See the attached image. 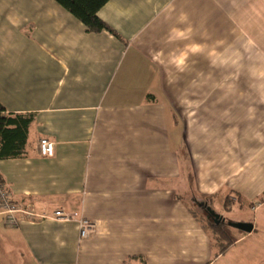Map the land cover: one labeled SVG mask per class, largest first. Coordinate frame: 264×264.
<instances>
[{
  "label": "crops",
  "instance_id": "1",
  "mask_svg": "<svg viewBox=\"0 0 264 264\" xmlns=\"http://www.w3.org/2000/svg\"><path fill=\"white\" fill-rule=\"evenodd\" d=\"M98 15L119 36L55 0H0V103L33 117L0 176L34 213L9 226L0 208V264H217L264 221V0H108ZM184 180L253 231L232 227L220 253ZM58 209L96 232L80 239Z\"/></svg>",
  "mask_w": 264,
  "mask_h": 264
},
{
  "label": "trees",
  "instance_id": "2",
  "mask_svg": "<svg viewBox=\"0 0 264 264\" xmlns=\"http://www.w3.org/2000/svg\"><path fill=\"white\" fill-rule=\"evenodd\" d=\"M77 19H79L89 31L102 32L110 31L119 36L98 13L108 0H55ZM33 120L32 116L12 114L0 103V159L18 158L25 153L28 139L29 126ZM210 206V204L208 203ZM232 227L227 222H220L212 225L215 233L216 243L220 253H224L234 238L231 237ZM231 234V235H230ZM233 236V235H232Z\"/></svg>",
  "mask_w": 264,
  "mask_h": 264
},
{
  "label": "rangeland",
  "instance_id": "3",
  "mask_svg": "<svg viewBox=\"0 0 264 264\" xmlns=\"http://www.w3.org/2000/svg\"><path fill=\"white\" fill-rule=\"evenodd\" d=\"M187 184L188 182L186 183L185 180L181 181V201L186 203L191 208V211L193 212V214H195L197 219L200 220V222L205 226V228L209 231L213 238L217 240L215 238V233L212 230V225L214 224L213 219L208 216L207 212L205 211V208L198 205L201 202L208 203V198L200 197L193 189H190ZM257 205H260V203L258 202ZM250 214L251 219H253V212H251ZM237 217L238 216L236 215H231L227 218V220L228 222L238 221L236 220ZM259 221L260 222L258 226V231L255 233V235L248 237L247 239L245 238L238 242L234 249L226 253L224 259H221L217 264H222L223 262L226 264H248L249 256L246 253V249L248 244H250L251 242H254V244L258 246V251L257 253H254V261H251L250 264H264V221H262L261 219ZM232 230L237 232L236 229L232 228L231 231ZM231 231H229V233H231ZM231 237L233 236L231 235Z\"/></svg>",
  "mask_w": 264,
  "mask_h": 264
},
{
  "label": "built area",
  "instance_id": "4",
  "mask_svg": "<svg viewBox=\"0 0 264 264\" xmlns=\"http://www.w3.org/2000/svg\"><path fill=\"white\" fill-rule=\"evenodd\" d=\"M40 154L43 157H53L55 152V143L47 138H42L39 141ZM0 208L5 215L6 224L15 226L18 223L17 215L26 213L32 215L31 210L23 209L18 203L13 200L10 189L0 176ZM54 218L63 221L76 222L80 239L85 240L91 237L97 230V223L94 220L86 218L75 211H65L58 209L54 212Z\"/></svg>",
  "mask_w": 264,
  "mask_h": 264
},
{
  "label": "water",
  "instance_id": "5",
  "mask_svg": "<svg viewBox=\"0 0 264 264\" xmlns=\"http://www.w3.org/2000/svg\"><path fill=\"white\" fill-rule=\"evenodd\" d=\"M199 206L205 208L208 216L213 219L216 223L226 222L225 218L217 213L211 206L208 205L206 202H201L198 204ZM227 224L233 228L241 230L246 233H250L253 231V224L248 222H227Z\"/></svg>",
  "mask_w": 264,
  "mask_h": 264
}]
</instances>
